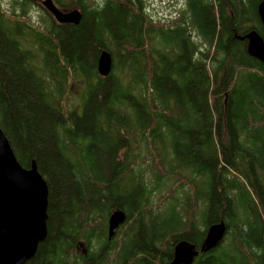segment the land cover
<instances>
[{"label": "trees", "instance_id": "16d2710c", "mask_svg": "<svg viewBox=\"0 0 264 264\" xmlns=\"http://www.w3.org/2000/svg\"><path fill=\"white\" fill-rule=\"evenodd\" d=\"M9 1L0 128L48 189L47 236L25 264H169L221 221L192 264H264V65L245 39L264 38L262 0H181L165 24L144 0H52L77 25ZM114 211L125 221L109 239Z\"/></svg>", "mask_w": 264, "mask_h": 264}, {"label": "water", "instance_id": "95a60500", "mask_svg": "<svg viewBox=\"0 0 264 264\" xmlns=\"http://www.w3.org/2000/svg\"><path fill=\"white\" fill-rule=\"evenodd\" d=\"M41 6L58 24L77 25L81 19L78 9L59 10L52 0H42ZM264 31V0L257 7ZM247 54L264 65V38L252 31L245 36ZM112 68V58L101 51L97 60L100 76H107ZM48 189L34 162L23 168L0 128V264H25L33 258L37 247L47 236ZM122 211H114L108 219V237L124 223ZM224 223L209 226L199 249L186 242H178L169 264H192L199 254L216 248L225 236Z\"/></svg>", "mask_w": 264, "mask_h": 264}, {"label": "rangeland", "instance_id": "374dc122", "mask_svg": "<svg viewBox=\"0 0 264 264\" xmlns=\"http://www.w3.org/2000/svg\"><path fill=\"white\" fill-rule=\"evenodd\" d=\"M42 1V0H41ZM40 1V3H41ZM146 3V13L153 20L160 23H167L168 20L173 19L178 10L182 8L181 0H144ZM9 0H3L4 9L8 10L9 8ZM39 3V5H41ZM41 15H45L43 9L41 7H36L35 11L32 12V23H35L39 20ZM78 92V86L72 85L71 92L69 94V99H73Z\"/></svg>", "mask_w": 264, "mask_h": 264}]
</instances>
